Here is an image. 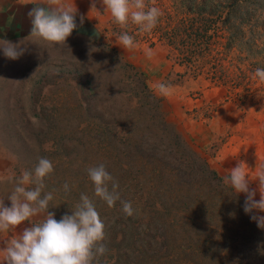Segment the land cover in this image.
<instances>
[{"label":"rangeland","instance_id":"rangeland-1","mask_svg":"<svg viewBox=\"0 0 264 264\" xmlns=\"http://www.w3.org/2000/svg\"><path fill=\"white\" fill-rule=\"evenodd\" d=\"M82 1L83 5L79 0H64L76 7L77 13H82L77 14L78 28L67 40L71 50L66 45L42 40L39 44L28 42V51L17 60L6 58L0 50V181L33 169L38 157L48 158L42 156L44 151L52 152L63 167L54 166V172L45 180V191L55 190L50 203L54 207L49 211L58 210L67 197L79 202L82 193L79 182H91L87 168L99 165L98 155L107 153L105 149L100 151V145L94 140L90 132L92 123L98 115L107 116L108 107L116 109V116H127L137 107V100H128L135 92L131 93L125 85L131 81L129 75L135 72L115 59L112 47L146 74L149 85L158 95L157 83L171 86L173 94L162 96L169 119L214 168L226 177L237 163H244L253 180L251 186L256 187V172L264 164V82L253 79V74L257 68H264V0H236L240 5L234 14L241 19L237 20L230 46L224 49L223 56L227 58L218 68V82L204 75L189 74L188 67L176 62L174 53L165 44L136 42L139 47L124 49L119 44V36L109 31L112 17L104 10L102 0H95L94 8H91L93 0ZM34 5H46V0H0V38L15 43L27 37L31 30L27 13ZM210 6L213 8L211 3ZM80 16L84 17L82 25ZM81 26L91 32L96 28L103 45H94L93 39L89 40L80 31ZM90 45L100 49L92 53L91 60ZM145 47L153 49L152 59L145 56ZM207 60H204L205 68H210ZM99 78L109 82L111 88L101 84L96 95L86 99L87 86L99 84ZM140 111L135 112L140 118L152 114L143 108ZM32 117L41 121V127L32 124ZM81 124L88 127L86 134H80ZM77 140L81 144L75 145ZM66 144L70 145L68 153L63 150ZM65 182L71 189L67 194L62 187ZM12 189L13 184L0 182V198L4 197L6 206L11 205L6 195ZM91 197L100 201L99 206L107 214L110 208L94 196V190ZM255 199H259V193ZM43 219L42 214L18 228L0 233V246L2 241L19 236L29 223Z\"/></svg>","mask_w":264,"mask_h":264},{"label":"trees","instance_id":"trees-1","mask_svg":"<svg viewBox=\"0 0 264 264\" xmlns=\"http://www.w3.org/2000/svg\"><path fill=\"white\" fill-rule=\"evenodd\" d=\"M146 4H154L163 13L150 34L139 32L131 22L122 29L113 18L109 31L117 36L127 31L135 42L165 44L174 60L188 67L189 74L218 82V68L227 58L224 49L230 46L241 19L234 14L240 2L146 0ZM80 31L93 39L94 45L103 41L96 28L91 32L81 26ZM110 50L135 72L125 85L135 92L128 100H137V107L127 116H116V109L108 107V115H98L90 132L100 151H107L98 155V163L105 164L119 183L121 199L131 201L137 212L126 216L117 201L106 214L100 201L91 197L92 182H79V189L95 201L105 223L107 253L93 264H264V229L244 212L245 194L224 184L225 176L169 119L164 98L151 88L146 74L115 48ZM205 58H209L210 68H205ZM101 84L111 88L99 78V84L87 86L86 99L96 95ZM141 108L152 114L140 118L135 112ZM87 129L81 124L80 134H86ZM79 140L75 145L81 144ZM63 150L68 153L70 145ZM44 155L56 168L63 167L57 155L47 151ZM76 203L72 197L65 198L59 209L52 211L55 218L71 214Z\"/></svg>","mask_w":264,"mask_h":264},{"label":"clouds","instance_id":"clouds-1","mask_svg":"<svg viewBox=\"0 0 264 264\" xmlns=\"http://www.w3.org/2000/svg\"><path fill=\"white\" fill-rule=\"evenodd\" d=\"M104 10L109 11L114 22L127 28L129 22L138 26L139 32L150 34L163 15L154 4L149 6L146 0H102ZM96 7L93 0L91 8ZM31 21V30L27 37L12 42L0 38V50L11 60H17L27 51L28 42L64 46L73 31L78 28L76 22L77 9L64 0H46V5H34L27 13ZM84 17L80 16V24ZM124 49L139 47L134 37L123 31L118 37ZM100 49L90 45L88 57ZM148 59L155 55L150 47L144 48ZM103 63H107L104 61ZM99 65V64H97ZM253 79L264 82V68H257ZM155 90L159 95L169 97L173 89L165 83H157ZM32 124L39 128L41 121L32 117ZM54 172L53 163L46 157H38L35 167L23 170L18 176L13 174L0 182L13 184V189L6 195L10 206L0 198V233L18 228L32 218L44 215L38 223H29L19 236L2 241L0 246V264H93L98 257L107 253L105 240V223L102 220L95 201L87 194L81 193L71 214L65 213L59 220L55 213L49 211L54 199V191H45V180ZM87 175L93 184L94 196L107 204L109 208L119 201L126 216H133L137 209L131 201L121 199L118 181L107 171L105 164L87 168ZM224 184L230 185L237 194H245L243 210L256 222L257 227L264 229V164H261L255 175L256 187L244 163H237L230 174L224 178ZM67 194L71 191L69 184H63ZM259 193V199H255Z\"/></svg>","mask_w":264,"mask_h":264},{"label":"crops","instance_id":"crops-1","mask_svg":"<svg viewBox=\"0 0 264 264\" xmlns=\"http://www.w3.org/2000/svg\"><path fill=\"white\" fill-rule=\"evenodd\" d=\"M79 3H80V5H83V1L82 0H79ZM80 13V14H79ZM77 14H79V15H82V13L81 12H79L78 11V13Z\"/></svg>","mask_w":264,"mask_h":264}]
</instances>
